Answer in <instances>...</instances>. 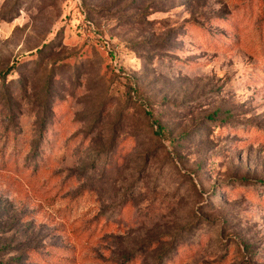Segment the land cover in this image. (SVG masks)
<instances>
[{"label":"rangeland","instance_id":"1","mask_svg":"<svg viewBox=\"0 0 264 264\" xmlns=\"http://www.w3.org/2000/svg\"><path fill=\"white\" fill-rule=\"evenodd\" d=\"M0 264H264V0H0Z\"/></svg>","mask_w":264,"mask_h":264}]
</instances>
